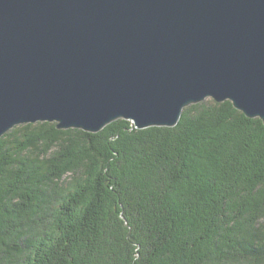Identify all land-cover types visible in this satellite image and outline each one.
I'll return each mask as SVG.
<instances>
[{
	"label": "trees",
	"instance_id": "16d2710c",
	"mask_svg": "<svg viewBox=\"0 0 264 264\" xmlns=\"http://www.w3.org/2000/svg\"><path fill=\"white\" fill-rule=\"evenodd\" d=\"M0 137V264H264V124L228 100L174 127Z\"/></svg>",
	"mask_w": 264,
	"mask_h": 264
},
{
	"label": "water",
	"instance_id": "95a60500",
	"mask_svg": "<svg viewBox=\"0 0 264 264\" xmlns=\"http://www.w3.org/2000/svg\"><path fill=\"white\" fill-rule=\"evenodd\" d=\"M206 98L264 124V0H0V137L174 127Z\"/></svg>",
	"mask_w": 264,
	"mask_h": 264
},
{
	"label": "rangeland",
	"instance_id": "374dc122",
	"mask_svg": "<svg viewBox=\"0 0 264 264\" xmlns=\"http://www.w3.org/2000/svg\"><path fill=\"white\" fill-rule=\"evenodd\" d=\"M206 99H208V98H206ZM212 99V98H211ZM204 101V100H203ZM202 101V102H203ZM215 101V100H214ZM224 102V101H223ZM201 103V102H200ZM218 103H221V102H218ZM260 119V118H259ZM261 120V119H260ZM45 122V121H44ZM114 122V121H113ZM112 123V122H111ZM22 125V124H21ZM107 126V125H106ZM132 127H135L134 125L132 126ZM152 127H157V126H152ZM149 128V127H148ZM57 129V128H56ZM71 129V128H70ZM73 129H77V128H73ZM145 129V128H144ZM66 130V129H65ZM81 130V129H80ZM84 131V130H83ZM101 131V130H100ZM85 132H87V131H85ZM90 133H93V132H90ZM97 133V132H96Z\"/></svg>",
	"mask_w": 264,
	"mask_h": 264
}]
</instances>
